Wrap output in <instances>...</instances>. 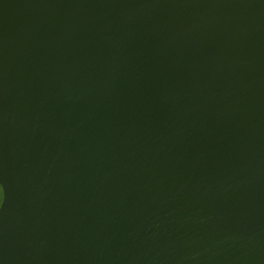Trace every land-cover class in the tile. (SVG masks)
<instances>
[{"label": "water", "instance_id": "95a60500", "mask_svg": "<svg viewBox=\"0 0 264 264\" xmlns=\"http://www.w3.org/2000/svg\"><path fill=\"white\" fill-rule=\"evenodd\" d=\"M0 187V264H264V0H0Z\"/></svg>", "mask_w": 264, "mask_h": 264}, {"label": "rangeland", "instance_id": "374dc122", "mask_svg": "<svg viewBox=\"0 0 264 264\" xmlns=\"http://www.w3.org/2000/svg\"><path fill=\"white\" fill-rule=\"evenodd\" d=\"M1 202H2V189L0 187V205H1Z\"/></svg>", "mask_w": 264, "mask_h": 264}, {"label": "snow or ice", "instance_id": "6c2138e0", "mask_svg": "<svg viewBox=\"0 0 264 264\" xmlns=\"http://www.w3.org/2000/svg\"><path fill=\"white\" fill-rule=\"evenodd\" d=\"M4 187H6V186H4ZM6 202H7V199L5 198V204H6ZM3 207H0V212H2L3 211Z\"/></svg>", "mask_w": 264, "mask_h": 264}]
</instances>
